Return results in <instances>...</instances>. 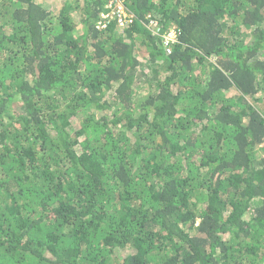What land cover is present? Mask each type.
I'll list each match as a JSON object with an SVG mask.
<instances>
[{
	"label": "trees",
	"instance_id": "16d2710c",
	"mask_svg": "<svg viewBox=\"0 0 264 264\" xmlns=\"http://www.w3.org/2000/svg\"><path fill=\"white\" fill-rule=\"evenodd\" d=\"M52 1L0 0V264H264V0Z\"/></svg>",
	"mask_w": 264,
	"mask_h": 264
},
{
	"label": "built area",
	"instance_id": "2783aa9c",
	"mask_svg": "<svg viewBox=\"0 0 264 264\" xmlns=\"http://www.w3.org/2000/svg\"><path fill=\"white\" fill-rule=\"evenodd\" d=\"M125 2L126 0H107V11L103 12L101 16L104 20L101 22V24L103 23L102 28H106L107 24H109L112 20H115L119 26H125L133 22L135 16L133 12L126 7ZM165 41L166 45L174 43L176 41L175 33L168 34Z\"/></svg>",
	"mask_w": 264,
	"mask_h": 264
},
{
	"label": "rangeland",
	"instance_id": "374dc122",
	"mask_svg": "<svg viewBox=\"0 0 264 264\" xmlns=\"http://www.w3.org/2000/svg\"><path fill=\"white\" fill-rule=\"evenodd\" d=\"M71 2V1H73V0H53L52 1V4H53V6H54V8H55V14H58V10H60L61 8H62V6H63V3H65V2ZM80 5H83V2L81 1L80 2ZM76 32L78 33V29L76 30ZM148 91H145V94L147 93ZM263 146H264V144L262 145V148H263ZM260 152H263V151H260Z\"/></svg>",
	"mask_w": 264,
	"mask_h": 264
}]
</instances>
